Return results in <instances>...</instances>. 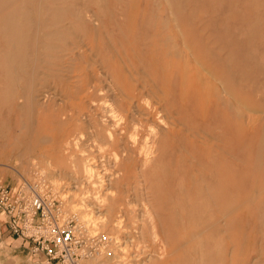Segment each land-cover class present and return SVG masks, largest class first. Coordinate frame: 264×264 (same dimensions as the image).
<instances>
[{
	"label": "rangeland",
	"instance_id": "obj_1",
	"mask_svg": "<svg viewBox=\"0 0 264 264\" xmlns=\"http://www.w3.org/2000/svg\"><path fill=\"white\" fill-rule=\"evenodd\" d=\"M129 1L0 0L3 5V8H0V41H7L5 45L12 50L13 60L17 62L19 68L23 62L26 64L25 70L22 71L23 76H29L32 68L37 67L39 76L42 80L44 78L38 97L44 107H36L39 110L37 115L41 112L42 118H34L32 122L36 123L38 132L43 131V135H47L45 141L39 144L30 143L31 148H27L29 149L27 153H19L20 146H24L23 132L28 129V126H25L28 124L25 109L15 106V102L5 105L0 97V145L5 144L6 147L0 152V188L21 187L26 193L30 185H37L42 188L41 190L47 191L51 198L52 195L55 197V205L60 204L61 207L62 204L64 212L69 211L66 212L65 217L72 218L74 224L85 223L90 229V234L91 232L107 234L109 239L113 238L112 244L111 241L107 243L97 241V256L83 258L80 264H101L104 260H109L107 256H111V253L109 255L111 251L115 254L117 264H264V0H133L138 5L134 9V15L144 16L141 12H148L146 25L145 22L142 23L148 30L160 16L167 21L172 20L170 13L172 16L174 14L175 23L169 21L166 24L181 26L184 34L187 33L186 36L192 35L193 38L187 36L191 37L189 42L200 39L196 41L198 45L194 44L195 41L191 45L198 47L200 43L203 48L199 47L214 59L227 58V61L219 60L220 62L216 61L213 64L214 72L228 75V87L231 93L240 91L244 120L239 132L240 136L233 123L232 102L223 101L222 108L220 107L217 112V120L209 128L213 130L212 134L216 136L221 146L215 155V162L210 166H204L205 155L200 151L194 155L197 162L194 160L190 162L187 160V153L182 155L179 152L177 174L167 173L159 177L158 173L163 172V169L165 172L170 171L171 165L164 168L162 164L166 163L169 157L176 158L173 150L167 152L164 160L160 158L161 155H157L148 158V161L144 158L137 161L139 167L136 170H129L119 184L122 190H126L129 186L127 188L129 190H126L127 200L120 203L123 208H119V211L113 215L115 217L113 225L118 216H121L120 222L125 225L124 227L121 225L122 231L117 232L114 226L102 227L99 222L97 224L101 216H109L106 210L105 213L100 212L98 216L97 202L92 196L97 194V173L88 182L85 172L76 174L73 171V162L82 159L80 161L85 163L87 159L96 158L99 154L96 136L97 113L99 114L97 107H100L99 103L97 105V94H95L97 86L104 88L108 93V101L104 99L103 106L118 100L116 92L109 91L110 81L105 77L111 71V63L105 62L109 60L108 52L107 55L103 54L99 44L109 45V35L115 36L117 40L123 39L120 27L130 12ZM7 13L12 18L9 16L8 18ZM177 13L178 15H175ZM13 16L16 19H13ZM6 17L9 21H5ZM136 25H141V19ZM63 27H66L67 33H62ZM99 27L101 28L98 29ZM67 43H69V51L65 50ZM15 71L18 72L17 69ZM149 73V70H145L146 100L152 94L147 81L148 78L150 79ZM1 94L0 90V96ZM94 95H96L95 99H93ZM48 105L52 107H47ZM62 106L64 113L60 112ZM75 107H79L82 112ZM187 109L197 115L195 120L197 125H200L208 114L200 112L201 109L198 108L197 111L192 106H187ZM53 114H59L60 120H63V117L64 119L71 117L69 125L61 128ZM82 123L84 126L89 124L90 126L84 127ZM72 126H75L74 129ZM67 130L69 139L67 141L68 137L65 136L63 141L61 131L65 134ZM80 132L90 139L86 143L89 145L80 146L81 148L78 145L70 147L69 143L74 142L72 140H75L77 136L75 134ZM196 150L194 148L188 151L193 153ZM146 162L148 167L144 165ZM142 169H145L146 172L143 173L145 172L146 175L140 173ZM139 176L142 179H139ZM154 178H159L160 183ZM139 181L141 182L138 184ZM222 183L226 185V190L222 194L225 201L223 203L219 200ZM142 195L144 198L148 197L145 200L157 203L160 199H168L166 214L161 212L157 216L158 220L162 218L160 222L164 220L170 228L168 233L160 228L162 232L158 231L156 236L154 233L142 234L145 221L143 218H146L144 209L148 207ZM1 198L0 194V201L3 199ZM92 198L94 200H91ZM207 202H211V205ZM128 206L131 208L130 211ZM222 214H225V217ZM16 215L15 211L7 208V203L0 202V264H61L60 258L52 257L33 239L35 234L33 231L42 224L41 214L33 216L29 223L20 219L17 228L14 223ZM139 218L140 222L142 220L141 223L138 221ZM201 219L202 222L205 221L204 227ZM193 227L197 228L196 231L199 229V232L192 230ZM151 235L154 238H151ZM115 237H122L123 241L126 240L125 243L131 242L127 243L129 250L127 258L118 255L120 248L115 242ZM178 246L179 248L176 249ZM145 251L148 252L145 254ZM101 252L105 253L104 257H100Z\"/></svg>",
	"mask_w": 264,
	"mask_h": 264
},
{
	"label": "bare ground",
	"instance_id": "obj_2",
	"mask_svg": "<svg viewBox=\"0 0 264 264\" xmlns=\"http://www.w3.org/2000/svg\"><path fill=\"white\" fill-rule=\"evenodd\" d=\"M11 1H13V0H11ZM1 2H3V1H1ZM8 3H7V5H8ZM0 5H2V3ZM10 5L11 4H9V6ZM0 8H3V5ZM6 8H8V6ZM16 8L18 10V6ZM16 8H14V9H16ZM148 8H149V6H148ZM140 9H145V8H140ZM8 11H10V10H8ZM173 11H174V9H173ZM6 12H7V10H6ZM170 12H171V9H170ZM10 13H11V11H10ZM16 14H15V16H16ZM175 15H178V13ZM8 16L10 18H12V16H10L9 14L7 15V17ZM7 17H6V19H7ZM27 17H29V16H27ZM79 17H81V16L79 15ZM170 17H172V20L164 21L163 17L160 16L157 24H154L153 26H151V28H150L151 30H148L147 28H145V29L140 28V29L134 30L131 28V29L126 30L123 33L124 36H122V38L124 40L123 39L117 40L116 38L112 39L113 37H110V39L108 40V43H110L109 45L99 44V47L102 50L103 54L107 55L106 52H108L109 60H105V62L111 63L110 64L111 65V71L105 77H106V79H108L110 81V90L109 91H112L114 93L116 92V96L118 97V100H116L114 102H110V104H108V105L104 104V106H103V100L105 99L108 101V93L104 88L97 86V93H95V94H97V105L99 103L100 107H97V112L99 111V114L97 113V135L96 134L95 135L97 136V151L99 152V154L97 155L96 158L92 157L93 159H87L85 163L80 161L82 159H80V160L76 159V161L73 162L74 165L73 164L72 165L74 166L73 171L76 174H79L81 171L85 172V175L87 176L88 182L91 181V178L93 177V175H95L97 173V194L92 195L93 198L97 202V209L99 210L97 213H98V216L100 215V212H102L104 210H106L109 213V216L107 215V217L101 216L100 220L97 221V224L99 222V224H101L102 227L114 226V229H116L117 232L122 231L121 227L123 225L120 222L122 219H119L121 216H118L119 218L116 219V222L113 225L114 218H115V217H113V215H115V213L119 211V208H121V209L123 208V206H120V203L122 201L127 200L126 199L127 198L126 190L127 191L129 190V189H127V188H129V186L126 188V190H124V189L122 190L120 188L119 184H120V181H122L124 179V177L128 174L129 170H136V168L139 167V166H137V161H139L143 158L146 161L148 158L151 159L153 156H157V155H161L160 158L164 160L167 152L170 150H173L174 155L176 154L175 155L176 158L174 157L175 159H173V157H169V159L167 161H165L166 163L162 164V167H164V168L171 165V167L169 168L170 171L165 172V170L163 169V172L158 173L159 177H162V175H166L167 173L169 175H176L177 174V172H178V170H177V162H178L177 157H178L179 152L182 155L187 153V155H186L187 160L192 162L193 160L195 161V159H194L195 153L200 151L202 154L205 155L206 164L204 166H210L215 162V155L218 153L219 148L221 146H220V143L218 142V140H216V136L214 134H212L213 130L209 129V128H210V126H213V123L217 120V112L220 110V107L222 106L223 101L224 100L225 101L230 100L232 102L233 123H234L236 129L238 130V133L241 130L242 121L244 120L243 116H242V111H243L242 108L243 107H242V97H241L240 91H236V92L233 91V93H231L229 90V87H228V78H227L228 75L227 74L223 75L222 73L216 74L214 72L215 67H213V64L219 60L227 61V58L219 57L218 59H214V58L210 57L207 53H205L204 50H202L199 47V46H202V45H200V43H199L198 47L196 46V45H198V44H196V41H199L200 40L199 38H198L199 40L196 39V41L193 39V41H195L194 44H196L195 46H193L194 44L191 45V43L193 41L189 42L190 41L189 38H191L192 35L188 34L187 36H191L188 38L186 36L187 33L184 34L183 30L181 29V26L179 27L178 24H174V25H171L170 23H169L170 25L166 24L169 21L173 22L176 19V18H174L175 17L174 14L172 16L171 13H170ZM177 18H179V17H177ZM13 19H16V17L14 18V16H13ZM26 19L28 20V18H26ZM95 19H96V17H95ZM95 19H94V21H95ZM5 21H9V20L7 19ZM12 21H14V20H12ZM12 21H11V24H12ZM25 22H26V20H25ZM163 23H164V26H163ZM173 23H175V22H173ZM18 25H19V23H18ZM15 28L18 29V27H16V26H15ZM100 28L101 27H99L98 29H100ZM19 30H20V28H19ZM21 30L24 32L23 29H21ZM4 31H5V29H4ZM186 32H188V31H186ZM10 33H11V30H10ZM17 35H20V34L17 33ZM14 37H15V35H14ZM194 37H196V36H194ZM63 38H65V37H63ZM124 41H126V42H124ZM19 43H20V41H19ZM202 48H203V46H202ZM220 56H223V55H220ZM228 60H229V58H228ZM225 61H222V62H225ZM44 67H45V65H44ZM68 67L69 66H67V68ZM61 69H62V67H61ZM145 70L150 71V73H149L150 79L149 78L147 79L148 84H149L151 91H152V94L150 95V98H149L150 100L149 99L146 100L147 96H146L145 90L147 88V83H146L145 78H144ZM142 71H144V72H142ZM17 77H18V75H17ZM20 78H21V76L18 77L17 80ZM45 79H47V78H45ZM35 80H36V78H35ZM35 80H34V84H35ZM0 81H2V80H0ZM41 81H42V78H41ZM102 82L103 81L101 80V83ZM38 83H40V82H38ZM18 85H20V83ZM30 85H32V87H33V82ZM128 85H131V87L133 89H131V87H129ZM38 86H41V85H38ZM44 86L45 85H43V87ZM95 88H94V90H95ZM128 89L130 91H127ZM23 90H24V88H23ZM37 90H39V89H37ZM40 91H41V88H40ZM40 91L37 93L38 96L41 93ZM93 92H90V93H93ZM90 96L93 97V95H90ZM95 96L96 95H94L93 99H95ZM35 98L36 97H33L34 100H35ZM22 101H24V100L22 99ZM20 102H21V100H20ZM38 104H39V106L41 105L42 107H44V105L39 100H38ZM31 105H33V104L31 103ZM36 106H37V103H36ZM187 106H192V107H195V110H197V108H198V110L201 109L200 112L203 111V112L208 113L207 115L205 114L206 116L200 125L195 124V120H196L197 115L195 116L194 113H191L190 110L187 109ZM30 109H32V108L30 107ZM63 110H64V107L62 106L60 112L62 113ZM76 110H79V112L81 111L79 109V107L76 108ZM195 113H196V111H195ZM74 115H75V113H74ZM76 115H77V113H76ZM52 116L58 121L61 128H63V126L69 125L71 117L70 118L65 117L66 119H64V117H63V120H60L59 114H53ZM244 117H245V115H244ZM34 118L35 117H33V119ZM43 120L45 121V117ZM78 121L81 122L80 119ZM225 121H227V120H225ZM82 122H83V120H82ZM244 122H246V121H244ZM84 123H86V122H84ZM78 125H81V124H78ZM82 126H84V124ZM89 126H90V124H89ZM89 126H84V127H89ZM91 126L93 127V125H91ZM74 127L72 129H74ZM67 128H69V127H67ZM83 129H85V128H83ZM81 132H80V134H75L77 136L75 137V140H72L74 142L69 143L70 147H72V146L75 147V145H78L79 147L80 146L86 147V145H89L86 143L89 142L90 139H87V136ZM91 135H92V133H91ZM91 135H90V137H91ZM65 136L68 137V130L65 132V134H63L61 131V138L63 141H65V139H64ZM96 136H95V138H96ZM240 136H241V134H240ZM43 137L45 138V137H47V135L43 136ZM54 137H55V135H54ZM57 137H58V135H57ZM93 138H94V136H93ZM68 139H69V137L66 140L68 141ZM237 139H239V138L237 137ZM39 140H41V138H39ZM94 142H96V141H94ZM60 146H61V144H60ZM61 147H60V149H61ZM79 147L76 146L77 149ZM64 148H68V147L64 146ZM80 148H79V150H80ZM194 148H196L197 150L193 153H189L188 150L189 149L194 150ZM65 151L67 152V149ZM80 151L83 152L82 150H80ZM223 151H225V150H223ZM54 153H55V150H54ZM70 153H72V152H70ZM83 154H84V152H83ZM82 158H83V156H82ZM181 159H183V157ZM162 161H160V164L162 163ZM195 162H197V161H195ZM140 164H142V163H140ZM96 165H97V169H96ZM144 165L145 166L148 165V162L144 163ZM148 166H146V167H148ZM140 168H141V166H140ZM141 171L142 172H140V173L142 175L145 174V172H146L145 169H142ZM143 171H145V172L143 173ZM190 175H192V174H190ZM190 178H191V176H190ZM139 179H142V178L140 177ZM154 179H156V178H154ZM158 179H156V180H158ZM136 180H138V179H136ZM159 180H158V182L160 183ZM140 182L141 181H139L138 184ZM41 183L43 185H46V183H43V182H41ZM168 184H170V183H168ZM211 184H214V183H211ZM143 186H144V184H143ZM225 186L226 185L224 183L221 186V188L219 189L220 190L219 192H221V194L219 196V200L221 203L225 202L223 195H222V194H224V192L226 190ZM135 188H137V187H135ZM205 188H206V185H205ZM210 188H211V186H210ZM141 189H143V188H141ZM156 189H157V187H156ZM206 189H208V188H206ZM141 191L142 190H140V192ZM152 191H154V189ZM157 192H158V190H157ZM209 193H211V191ZM147 194H149V193H147ZM138 195H139V192H138ZM62 196H64V195H62ZM212 196L213 195L211 193L210 197H212ZM142 197H143V195H142ZM93 198L91 200H94ZM137 198H138V196H137ZM145 198H144V200H145ZM156 198L157 197H155V199ZM145 201H146V204H148V207L146 210L143 208L144 211H146V218H143L145 221H144V226L142 225L143 226L142 234H146V233L153 234L154 233V235L156 236V234H158V231L162 232V230H160V228L163 229L164 232L168 233L167 231H170V228L165 223V221L162 220V222H160V220L162 218H159L160 220L157 219V216L161 212L163 214H166L165 209L167 208L166 202H168V199H160L158 201V203L155 201H151V200H145ZM63 202H64V199H63ZM207 203H209V202H207ZM142 204H144V203H142ZM209 204L211 205V202ZM130 205L131 204H129V206ZM210 205H209V207H211ZM219 205H221V204H219ZM236 205H237V203H236ZM87 206L88 205H86V207ZM94 206H96V204ZM129 206H128V208H129ZM142 206H144V205H142ZM202 206H204V205H202ZM237 206H239V205H237ZM135 208H136V206H135ZM217 208H219V206ZM88 209H89V207H88ZM130 210H131V208H129V211ZM141 210H142V208H141ZM193 210L192 211L190 210V211L193 212ZM209 210L211 212V209H209ZM65 211L67 213H69V211H67V210H65ZM86 211H87V209H86ZM220 212H222V211L220 210ZM104 213H105V211H104ZM71 214H74V213H71ZM129 214H132V213H129ZM191 214H193V213H191ZM222 215L224 216L225 214H222ZM90 218H92V217H90ZM196 218H197V216H196ZM196 218H195V222H196ZM123 219H125V217ZM225 219H227V218H225ZM89 220L90 219H88V221ZM139 220H140V218L138 219V221ZM84 221H86V220H84ZM141 222H142V220H141ZM201 222H202V219H201ZM204 222L205 221L202 222L203 227H204ZM217 222L215 224H217ZM111 223H112V225H111ZM209 223H211V221ZM209 227H207V228H209ZM79 228L80 229L86 228L87 231L90 232V229L85 225V223L84 224L79 223ZM224 228H225V226H224ZM193 229H195V231L197 230V228H194V227L192 228V230ZM220 230L221 229H219V231ZM196 232H199V229ZM193 233H194V231H193ZM148 234H146V235H148ZM222 234H223V232H222ZM97 235H98V233H97ZM204 236H205V234H204ZM152 237L153 236L151 235V238ZM210 237H213V236H210ZM108 238H109V236H108ZM121 238L122 237H115L114 238L115 242L117 244H119L118 246L120 248V254L118 253V255L122 258L123 257L127 258V254L129 255L127 243L130 244L131 242L128 241L125 243L126 240L123 241ZM187 238H186V240H187ZM179 240H180V238H179ZM109 241H111V244H112L113 238L111 237L109 239ZM157 241H154V242H157ZM160 242H162V241H160ZM183 242H184V240H183ZM219 242H220V240H219ZM178 244L179 243L177 242L176 245H178ZM143 245L145 246V244H143ZM139 248L140 247H138V249ZM178 248H179V246L176 249H178ZM166 250L168 252V249H166ZM147 252L145 251V254ZM167 252H166V254H167ZM110 253H111V256H107L109 261L112 262V264H117L114 252L111 251ZM101 256L104 257L105 253L101 252L100 257ZM167 257H169V256H167Z\"/></svg>",
	"mask_w": 264,
	"mask_h": 264
},
{
	"label": "built area",
	"instance_id": "obj_3",
	"mask_svg": "<svg viewBox=\"0 0 264 264\" xmlns=\"http://www.w3.org/2000/svg\"><path fill=\"white\" fill-rule=\"evenodd\" d=\"M41 189L37 185H30L25 193L21 187L0 188L3 198L0 202L7 203V208L17 213L14 218L16 228L20 219L29 223L33 216L40 213L42 224L33 231V239L52 257L60 258L61 264H80L83 258L97 256V241L107 243L108 235L90 234L86 228L80 229L72 218L65 217L62 204L61 207L60 204L55 205V197L52 195L51 198L47 191ZM101 264L112 262L104 260Z\"/></svg>",
	"mask_w": 264,
	"mask_h": 264
},
{
	"label": "crops",
	"instance_id": "obj_4",
	"mask_svg": "<svg viewBox=\"0 0 264 264\" xmlns=\"http://www.w3.org/2000/svg\"><path fill=\"white\" fill-rule=\"evenodd\" d=\"M129 4H130V6H129L128 11H130V12L127 14L126 18H124V21L121 23V24H123L120 27V29H121L120 33L121 34H123L126 30L131 29V28L134 30L140 29V28H143V29L146 28L145 19H146V17H148L146 15L148 12H146V11L141 12L142 14H144V16L139 15V14L134 15V13H135L134 9L138 7L136 4V1L130 0ZM138 11H140V10H138ZM140 19H141V25L140 26L136 25V24H138ZM158 21H159V18L157 19L156 22L154 21L151 24V26H153L154 24H157ZM144 22H145V25L143 26L142 23H144ZM137 26H139V27H137ZM151 26H150V28H151ZM163 26H164V23H163ZM104 27L105 26L103 24L102 28L104 29ZM106 29H107V27H106ZM107 30H109V29H107ZM149 30H151V29H149ZM63 32L67 33L66 27H63L62 33ZM108 32L109 31H107V33ZM123 36H124V34H123ZM109 37H113L112 39L115 38V36H112V35H109ZM0 42H1L0 49L2 50V51H0V80H2V81H0V90L2 91V94L0 97L3 101V104H5V105L6 104L7 105L12 104L13 102H15V106H18V105L21 106L23 104L20 108L25 109L26 116L28 118V124L25 125V126H28V129L24 130V132H23L24 138L22 139L24 141V142L22 141V145H24V146H20V148H19L20 149L19 153L23 154V153L28 152V150L31 148L32 143L39 144L42 141H45L44 137H43L44 136L43 131L38 132L37 128L35 127L36 123L34 121L32 122L33 117H35V119H39V118L41 119L42 118L41 112L39 115H37V112L39 110L36 107H42L41 105L39 106V104H38V97L39 96L37 95V93L39 92V90L41 88V86H38V85H42L44 78L41 81L42 77L39 76L40 72L38 73L37 67L32 68V71L30 72L29 76H26V77L23 76L24 72H22V71L25 70L26 64L23 62L21 64V66H23V65L24 66L23 67L20 66V68H19L16 64L17 62H14V60H13L14 58H13L12 50H9V47L5 45V44H7V41H0ZM10 49H11V47H10ZM65 50L69 51V43L66 44ZM62 57H64V56H62ZM15 66H17V68ZM4 67L5 68L7 67V68L5 69ZM16 69L18 70V72L15 71ZM17 75H18V77L21 76V78H20L21 80L20 79L17 80V78H18ZM35 78H36V80H35ZM34 80H35L36 85L34 84ZM32 82H33V87H32V85H30ZM38 82H40V83H38ZM19 83H20V85H18ZM23 88H24V90H23ZM36 88L39 90H37ZM15 90H17V91H15ZM33 97H36L35 98L36 101L33 99ZM22 99L24 101H22ZM20 100H21V102H20ZM31 103L33 105H31ZM36 103H37V106H36ZM30 107L32 109H30ZM47 107H52V106L48 105ZM34 136H35V140H33V138H32ZM39 138H41V140H39ZM0 148H1L0 152L4 151L3 149H6L5 144H3ZM27 148H29V149H27Z\"/></svg>",
	"mask_w": 264,
	"mask_h": 264
}]
</instances>
